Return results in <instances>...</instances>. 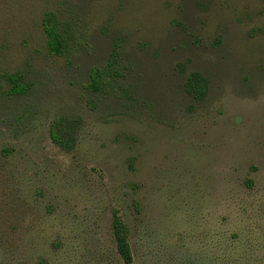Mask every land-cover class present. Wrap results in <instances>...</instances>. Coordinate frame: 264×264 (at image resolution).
I'll use <instances>...</instances> for the list:
<instances>
[{"label":"rangeland","instance_id":"rangeland-1","mask_svg":"<svg viewBox=\"0 0 264 264\" xmlns=\"http://www.w3.org/2000/svg\"><path fill=\"white\" fill-rule=\"evenodd\" d=\"M115 210L133 264H264V0H0V264H124Z\"/></svg>","mask_w":264,"mask_h":264},{"label":"trees","instance_id":"trees-1","mask_svg":"<svg viewBox=\"0 0 264 264\" xmlns=\"http://www.w3.org/2000/svg\"><path fill=\"white\" fill-rule=\"evenodd\" d=\"M43 27L46 33L49 51L53 55H62L66 44L56 18L53 15L48 14L44 18ZM97 77L98 75L93 78V86L99 84ZM186 90L194 98H203L206 94L203 78L198 74L192 75L186 83ZM14 91L16 93H21L24 89L22 86L15 85ZM51 138L55 144L67 151L71 150L74 146V139L70 134L64 132L62 123L59 120L54 121L52 124ZM111 231L116 244L117 253L123 260L124 264H133L134 254L129 240V229L117 210L113 212Z\"/></svg>","mask_w":264,"mask_h":264}]
</instances>
